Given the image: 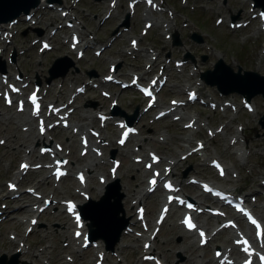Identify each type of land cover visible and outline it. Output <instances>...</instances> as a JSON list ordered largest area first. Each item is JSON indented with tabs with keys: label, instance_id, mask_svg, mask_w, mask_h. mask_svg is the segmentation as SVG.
<instances>
[{
	"label": "rangeland",
	"instance_id": "rangeland-1",
	"mask_svg": "<svg viewBox=\"0 0 264 264\" xmlns=\"http://www.w3.org/2000/svg\"><path fill=\"white\" fill-rule=\"evenodd\" d=\"M63 1L66 6L69 5L72 8L74 7L73 13L80 19L84 27L82 28V32L85 40L89 41L90 39L87 37L90 35L95 39V45L90 44L88 48L86 47L87 45L84 46V50L87 49L84 51L81 59L76 57L75 51L69 49L70 33L68 29L60 30L58 34H54L52 40V46H54V48L39 55L37 53L38 44H36V46L30 45V41L35 39V32L29 29V23L23 22L22 24H17L16 28L18 35L13 37L10 46H5L0 42V56L5 60L8 58L12 47L20 51L21 48H17L16 46H24V48L27 49L26 52L29 51L28 57L18 53L19 62L17 63V68L28 78H33L36 75L41 82L44 81L45 76L48 77L47 70L55 59L66 57L62 62V68L64 66L66 67L69 61H73L77 70L75 71V68L73 69L70 67L66 76L54 80L46 93V101L51 102L57 100L59 104L65 103L70 93L73 94L72 102H69L65 108V110L69 108L68 111L72 109L71 112H74L71 117H68L70 124L77 126L88 124L96 130L97 127L100 126V123L93 118V114L108 109L110 100L103 99L100 95V91L106 90L107 88H110V91L114 92L112 98L117 99L119 110L127 115H131L135 108L138 107L139 112H141L142 106L145 105L143 104L144 101H141L133 90L119 91L118 87H113L110 84H103L100 88L88 86L86 92L85 87L89 80H100L102 76L104 77V75L107 74L108 68L113 63L116 64V66L120 65V68L116 70V74L119 73L120 79L129 81L130 76L128 74H132L137 66L142 64L141 57L142 55H147L146 49H151L156 56H158V54L160 55L158 61L157 59L154 61L155 66L153 73L156 74L159 66H163L162 62L166 65L164 73L169 75V81L160 95V99L165 101L164 105H166L168 99L176 96L180 99H185L180 85L185 83L191 85L195 82H200L199 75L206 70L212 69L218 58H221L224 63L230 66L234 71H236V66L240 65L245 71H254L260 75H264V54L262 56V40L264 37L262 33L258 31L259 21L257 17H255L256 12H250L248 0H226L225 4L223 0H188L186 5L182 3L183 0H162L166 6V10L170 9L172 15L170 16L166 11L160 13L148 12L149 19L154 23H157L155 20L159 18L168 19V21L166 20L167 23L171 22L170 25H172V28L170 29V33L176 32L180 38L181 48L178 49L170 45L171 42L169 40H165L163 26L153 25L148 31L147 36L142 37L140 35L145 18V10L141 7V0H119L113 9L107 7L109 6L108 3L110 0ZM129 2H132L131 6H129ZM97 3L101 5L96 6L95 4ZM108 11H114V13L108 21L100 25V21ZM128 11L133 14L128 18L130 29L127 32H122V27L125 26H122L121 23L126 21V15L129 14ZM54 13L46 12L33 27L42 28L46 34H48L49 30L52 28L59 30L61 22H59L60 20L56 16L58 13H55L56 15ZM73 13L70 14L73 15ZM37 17L38 16L35 17L36 20ZM158 22L162 23L161 20H158ZM246 22L252 23L245 28L236 29L238 25ZM114 30H117V32L121 34L112 47H110V45L106 46L111 40V35ZM191 35L201 37L203 43L196 44L190 38ZM65 38H67L68 41L65 40ZM131 38L140 41L139 48H141L142 51L138 54H131L130 56L124 55L123 52L130 48L129 42ZM65 41H67L65 44L62 43ZM101 47L104 48V50L100 53L99 57H95L94 51L99 48L101 49ZM185 54H189L193 57L194 64H191L188 59L187 64L182 68H172L173 62L171 60L168 62L166 61L169 58L174 60L183 59ZM202 57H206V60L203 61L201 59ZM195 69V75L190 77V74L194 72ZM13 72L15 71L12 70L11 73ZM91 73L95 75L92 74V76L89 77ZM28 87V91H30L31 85ZM199 90L200 95L203 96L204 99L208 98V100L217 104L222 103V99H220L222 93H218L214 87L206 86L202 82ZM238 96V94H229L228 97L234 100L237 98L236 100L239 103ZM251 103L254 107V112L251 115L247 114L244 110L234 115L230 110L225 113L220 111L218 107L212 112L208 108L204 109L190 106L182 109L184 112V119L180 120L178 123H172L170 119L152 121L151 117L154 111L148 114H141L136 124L140 130V134L134 137L131 143L127 144L122 149L117 148V145L113 143V141L117 140L118 129L111 125L112 123L110 122L113 121L109 120V122L106 121V127L102 130L103 135L100 136L102 139H107L109 143L105 142L99 146L98 155L96 153H90L82 159H80L81 148L78 134L76 135L75 132L71 133V128H60L59 125L53 132L45 134V136H47L46 141L50 139L52 143L62 144L63 154L70 157L68 167L72 174L61 180L60 183L55 184L50 178L46 180L43 172H29L22 180L24 185L21 187V190H24L26 186H30V188H34L40 193L42 192V197H49V194H53L60 200L76 198L77 195H75V191L78 186L74 173L78 169L82 170L84 164L93 161V169L95 171L93 170L94 173L92 175L86 174L88 177L86 188L90 191V198L93 201H98L104 194V189H102L97 178L93 177V175L99 174L110 180L108 173L111 166L108 159L114 151L115 158L122 159V165L117 170L118 187L120 191L124 194V197H126L127 194L133 195L135 193V195H137L145 188V177L147 173L142 170V163L139 165L133 163L130 151L134 150L135 146H138L141 152L145 149L156 152L162 157V162L159 163V167L166 163V158L178 159L179 145L185 144L187 139L191 142L190 147L193 148L195 145L194 142L198 139L197 135L194 133L195 131L182 129V125L188 120V117H192L196 114L198 120L195 122V125L198 128L199 125L205 121L207 124H210L211 129H215L222 124L224 125L222 133L212 140L204 135V132H202L203 130H200L202 133L199 135L206 139L208 143V148L204 153L209 158L215 157L220 161L222 160L225 164V176L219 178L211 167L204 165L197 157H194L187 159L185 162L182 160L179 162L177 161L178 165L173 167V179L183 187L186 186L188 178L196 177L198 179H207L216 186L234 190L235 192H242V188H244L246 189L248 200L250 198L249 195H253L257 198L253 206L264 221V193H262L263 190L260 187L261 181H264V138L262 136L263 132L257 124L260 116L264 113V101L260 96H257L251 99ZM87 116H90V119H86ZM7 117L9 119L5 120ZM24 118L23 114H15L12 110L4 109L0 106V139L5 140L4 144L0 145V199H4L5 195L9 194L6 184L8 181H13V175L19 169L20 163L27 157L31 164H35L33 162L38 161L37 149L29 156L24 152L25 147H29L30 145L31 149L34 147L35 143H31L32 139L30 138L32 135L35 136L37 134L35 128H33L35 122L32 123V127L29 130L23 131L17 126V123L21 122L20 119L22 120ZM238 125L244 127V131L241 134V137L245 140L244 143L230 142V138L237 134L236 128ZM93 139L94 136L89 133V144L93 142ZM162 139H164V141H161ZM136 142H140V145H137ZM243 147L245 148V157L242 160H238V156L235 153L239 148ZM141 152L140 156H142ZM148 152L149 151H145V156ZM97 159L100 160L98 161ZM44 162L49 163V160L47 159ZM138 168L140 170L137 171ZM139 171L144 174H142L143 177L138 174ZM185 171L188 173L186 178H183V173ZM17 183L19 184L20 182L17 180ZM100 187L101 191H103L102 195L101 191L99 193ZM90 189H92V191ZM127 191L129 193H127ZM199 191L201 192L200 188L195 185L186 186L182 190L183 193L191 196L195 200L204 202L205 199L203 195L197 197ZM19 193L25 195V200L19 202V198H21L19 194L12 193V196L7 198L6 201L11 208L14 205H22V209L19 207L15 212H10L9 225H14L12 222L14 216L12 214H21L22 212L26 214L29 212L28 209L24 208L25 204L27 205L28 202L32 201L39 202V204L42 202V199L37 201L29 194L24 193V191ZM16 196L19 198H16ZM162 196V192H155L153 195L143 200L142 204L146 207L145 220L148 219V224L153 222L159 212L160 206L162 205ZM77 199L79 202L84 200L82 197ZM124 199H122L124 215L125 218L132 223L134 222L133 217L136 216L134 211L137 204H134L133 213H128V206L124 204ZM52 207H54V205L44 210L48 213L46 212L45 214L44 212L42 221L46 222V219H48L57 224H51L49 228L50 232L53 231L57 233V238H55V234H52V237L46 236L49 231L46 232L44 224L41 223L42 225L39 226L37 232L40 234L39 239L43 237L41 240H43L44 244L43 246H36L39 240L37 239L38 233H34L35 237L30 236L27 241H25V236L23 234L24 227L21 226L18 230H15V228L4 223L0 225V259L5 256L6 264H8L9 262H13L12 256L16 254L14 243L4 244L5 241L10 242V240L7 239V234L10 231H14L16 238H22L25 246L30 249L26 256L21 253L19 254L17 259L18 264L45 263V260L44 262L33 260V256L31 257L30 255L34 253V256H39L38 253L41 249H47L46 253L43 254V259H46L48 263H51V258L48 259L50 255H48L47 252L51 253L52 249H55V256L60 254L59 258L62 262L65 255L67 258L69 255V257L73 259L74 254L71 249L67 252L62 251L63 238L65 241V236H67V234L70 235V230L66 231V227H70L68 226L70 219L68 220L59 212L63 210V207H57V205L54 208ZM2 210V206L0 205V212ZM12 210L14 209L12 208ZM175 210L177 211V208ZM200 221L204 225L208 222L203 216L200 217ZM209 221L212 223L211 225L214 226L220 220L210 218ZM64 222L66 223L64 224ZM179 222L180 218L177 216V212L171 213L161 225L159 232L155 236L156 239H153L151 242V246L154 245L153 248H156L155 253L157 251L166 264H196L197 261L200 264H215L211 261L213 249L218 246L223 250L229 249L230 235L228 231L224 232L222 235H218L207 249L196 248L193 243V235L183 232ZM136 229L138 231L141 230L139 226H136ZM132 237L131 235H124L122 237L120 243L115 247L116 249L118 248V252L114 251L113 254L110 253L109 255L111 264H140L138 259L142 252L140 247L141 243L135 242ZM70 244L71 243H67L66 248H68ZM10 246L12 247L9 248ZM52 246L58 248H51ZM186 247H190L189 249L191 251L182 252ZM135 248H139V250L135 251ZM201 250L205 253V258L203 259L198 258L199 251ZM88 253L87 251L83 256L81 254L76 255L75 260H80ZM119 254H121V256H119ZM93 259H95V256L90 253V255L87 256L85 264H93ZM53 262L57 264L60 263L55 257L53 258ZM107 262V259H104L103 263L107 264Z\"/></svg>",
	"mask_w": 264,
	"mask_h": 264
},
{
	"label": "bare ground",
	"instance_id": "bare-ground-1",
	"mask_svg": "<svg viewBox=\"0 0 264 264\" xmlns=\"http://www.w3.org/2000/svg\"><path fill=\"white\" fill-rule=\"evenodd\" d=\"M38 2L40 1V5L42 4V3H44L46 0H37ZM113 3H115V2H113ZM31 4H32V1H30V0H20V2L18 3V6H19V8L18 9H16L15 11H17V10H19V9H21L22 7L23 8H28V7H30L31 6ZM96 6H100L101 4H95ZM65 10V9H64ZM169 28H171L170 26H169V24L167 25ZM88 42H86V44H87ZM91 43V42H90ZM77 51V50H76ZM80 52V49H79V51L77 52V54ZM106 53V52H105ZM87 119H90V116H87L86 117ZM121 118V117H120ZM20 121H21V119H20ZM92 122V121H91ZM24 125H27L26 123L24 124ZM24 125H22V126H24ZM86 127H87V124H85V125H81L80 126V128H79V130H82V131H80V133L81 134H84V133H86ZM111 129H113V128H111ZM29 136V135H28ZM33 137V136H32ZM71 138H72V136H71ZM24 139V138H23ZM31 139V138H30ZM45 137H42V138H37V139H34V142H35V140H36V143L40 146L41 144H43L44 142H45ZM47 140V139H46ZM51 147H52V151H51V153H52V157L54 158V160H55V158H57L58 156H59V154H57V149H56V147H54L53 145H51ZM87 147H89L90 148V146H87ZM26 148H28V147H26ZM32 151L30 150V153H31ZM186 152V151H185ZM184 151L183 152H181V153H185ZM138 156H140V153L138 154ZM140 157H142V156H140ZM146 158H147V162H149V161H151L155 156L153 155V154H151V152H148L147 153V155L145 156ZM145 157H143V158H145ZM94 160V159H93ZM98 160V159H97ZM100 160V159H99ZM98 160V161H99ZM169 160V159H168ZM27 161H24V163H26ZM97 162V161H96ZM178 163H176V164H174L173 165V167L175 166V165H177ZM93 165H94V163H93V161L92 162H89V163H87V164H85L84 166H83V170H85L87 173H91L94 169H93ZM168 165V164H167ZM138 170H140L139 168L137 169V171ZM154 170H158L157 168H154ZM138 174H140V176L141 177H143L142 176V172H140L139 171V173ZM144 175V174H143ZM20 175H19V173H17L16 175H15V181L16 180H18V177H19ZM53 177H54V174H53ZM114 178L115 179H117L118 178V175L117 174H115L114 175ZM172 178V172H171V170L169 169V168H164L163 170H161L160 172H158V176H154V175H152L151 176V179H150V181H148V183H146L145 184V186L147 187V186H149V184L154 180V181H159V180H165V179H171ZM54 179H55V177H54ZM19 181H20V179H19ZM108 182V180H106V182H105V184ZM10 184H13L14 185V189H13V191H12V193H14V190L18 187V183L17 182H13V183H10ZM145 187V188H146ZM100 190H101V188H100ZM36 192H38V191H36L34 188H31V191H29V195L33 198V199H35V200H37V201H40L41 199H42V202H41V204H39V202H34V201H32V202H28V204L26 205L25 204V206H28L29 207V209L27 208V207H25L24 206V208H26V209H28V213H32V211H36L37 210V208H42V206H44L43 207V211H44V209H46V208H48V207H50V206H53L54 205V200L52 199V198H50V197H42V196H37L38 194H40V195H42L40 192H38V193H36ZM131 192V191H130ZM133 192V191H132ZM127 193H129L128 191H127ZM19 196L21 197V198H19V202L20 201H23V200H25V195L24 194H22V193H20L19 194ZM170 196V195H169ZM146 198V193H143L142 191L140 192V193H138L137 195H135V193L132 195H126V197H125V199H124V204L125 205H127L128 206V210H127V212L128 213H133V210H134V204H137V205H141V203L143 202V200ZM106 200H109V199H112V196H110V195H106V198H105ZM166 202L167 201H163V203H165L166 204ZM131 204V205H130ZM114 210H117V207L116 206H114V205H111V206H109V211L107 212V211H102V213H100V216H102V217H104L105 215H106V213H112V212H114ZM139 211V210H138ZM74 212H76V209H75V211ZM137 214H138V212H137ZM87 218H89V217H87L86 216V220H88ZM69 219H72V218H70V216H69ZM136 221H140V220H136ZM71 222V221H70ZM92 223H94V221L92 220L91 221ZM148 221H145V223L144 224H142V225H144V226H148L149 224L147 223ZM73 223H75V230H74V232L75 231H80V237L79 238H73V239H71V238H69L68 237V235L67 236H65V241L67 242V243H72V244H74V245H79L80 244V241H81V238L82 237H84L85 236V231H86V227H85V221L82 219V220H75L74 222H71V225L73 224ZM102 223L103 224H110V229H111V231L112 232H114V230L116 229V227H114V226H112L111 225V223L112 224H117V221L116 220H114V219H110V220H108V219H103V221H102ZM78 224H81V227L80 228H78ZM68 225V224H67ZM69 225H70V223H69ZM28 226V225H27ZM74 226V225H73ZM108 226V225H107ZM141 227L142 226H139V228L141 229ZM154 239V238H153ZM153 239H148V238H146V239H144V241H147L148 243H147V245H146V250H145V252L143 253V255H145V256H149V255H155L156 253H155V249L151 246V242H152V240ZM13 243V242H12ZM19 243V247H21V249H22V247H23V245H22V243H20V242H18ZM15 244V243H14ZM171 244V243H170ZM190 247H186L185 248V250H183L182 252H187V251H189L190 249H189ZM101 247L99 246V247H97L96 248V251L98 252V253H100L101 252ZM191 251V250H190ZM75 253H78V251H74ZM99 260H100V264H106V263H103L104 262V259H102L101 257L100 258H98ZM160 260V259H159ZM33 264V263H32Z\"/></svg>",
	"mask_w": 264,
	"mask_h": 264
},
{
	"label": "water",
	"instance_id": "water-1",
	"mask_svg": "<svg viewBox=\"0 0 264 264\" xmlns=\"http://www.w3.org/2000/svg\"><path fill=\"white\" fill-rule=\"evenodd\" d=\"M33 1V0H30ZM260 1V2H259ZM257 1V4L260 5L261 4V0ZM20 2V0H0V22H6L7 20H10L12 17H14L15 15H17L18 13H20L21 11H26L27 8H21L17 11H15L16 9L19 8L18 3ZM259 2V3H258ZM32 5V4H31ZM240 72V69H239ZM209 75V74H207ZM217 74H215L214 76H216ZM237 76V77H236ZM236 78H240V74L238 73L237 75H235ZM246 81H248V84L245 86V84L243 83H239V88L237 87V89H240V91L242 90L243 94L247 95V99H250L252 96H254V94L261 93L264 97V77H259L257 74L255 73H247L245 72L244 77H243ZM248 78V79H247ZM259 80V81H258ZM252 83V85H250V82ZM219 82V83H218ZM220 81H215L213 84H216L220 89H224V83ZM236 83L234 82L233 85H235ZM257 84H259L260 86L257 89ZM220 85V86H219ZM242 85V86H241ZM262 85V86H261ZM241 86V88H240ZM256 87V88H255ZM232 88H236L235 86H232ZM255 88V89H254ZM254 89V90H253ZM246 91V92H245ZM251 93V94H250ZM260 126L262 129H264V115L262 116L260 122H259Z\"/></svg>",
	"mask_w": 264,
	"mask_h": 264
},
{
	"label": "snow or ice",
	"instance_id": "snow-or-ice-1",
	"mask_svg": "<svg viewBox=\"0 0 264 264\" xmlns=\"http://www.w3.org/2000/svg\"><path fill=\"white\" fill-rule=\"evenodd\" d=\"M149 2H151V0H149ZM14 90H15V89H14ZM146 94L150 95V93H146ZM32 101H33V103L35 104V96H34V95H33V97H32ZM34 114H35V113H34ZM41 130L43 131V128H42ZM0 143H2V141H0ZM121 143H123V141H121ZM153 159H155V157H154ZM25 167H27V166H26V165H22V168H25ZM151 183L154 184L155 181L153 180ZM189 207H191V206H189ZM249 219H250L251 222L256 226V228L259 230L260 225L257 224V222H256L254 219H252L251 217H249ZM184 223H186L187 226H188L190 229L194 227V225L191 224V222L188 221V220H185ZM77 235L79 236V233H77ZM200 235H201V237H203V236H204V233L201 232ZM257 235H259V231L257 232ZM245 243H246V242H245ZM245 250L247 251V249H245ZM261 260H262V262H264V256L261 257Z\"/></svg>",
	"mask_w": 264,
	"mask_h": 264
}]
</instances>
